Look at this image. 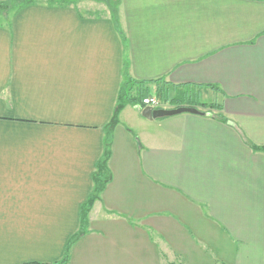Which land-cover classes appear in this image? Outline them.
<instances>
[{
    "label": "crops",
    "instance_id": "obj_1",
    "mask_svg": "<svg viewBox=\"0 0 264 264\" xmlns=\"http://www.w3.org/2000/svg\"><path fill=\"white\" fill-rule=\"evenodd\" d=\"M119 1L0 14V264H264V0Z\"/></svg>",
    "mask_w": 264,
    "mask_h": 264
},
{
    "label": "trees",
    "instance_id": "obj_2",
    "mask_svg": "<svg viewBox=\"0 0 264 264\" xmlns=\"http://www.w3.org/2000/svg\"><path fill=\"white\" fill-rule=\"evenodd\" d=\"M78 1L80 0H9L8 3H5V2L0 3V14H3V13L6 14V13H12V12L15 13L25 7L32 6L40 2H44L49 6H64V5L69 6V5H76ZM95 1L103 3L106 6V9L110 15V19L112 20L116 29H119L118 28V12H119L120 1L119 0H95ZM130 83H131V80L126 78L124 81V84L122 85V88L120 90V96L118 100V106L116 109V113L119 111L120 108H122L123 105H126V104L139 105L140 108L143 107L142 106L143 98L141 97V93H137V96H134L132 98L128 96L130 94V88H129ZM124 92L126 93L125 96H124ZM212 108L218 111H220L221 109L219 106H215V105L212 106ZM217 117L220 121L225 123V119L222 116H217ZM113 121L115 122L117 121V117L115 115L112 120V123ZM110 142H111V131H108V135L106 138V144H105L104 158L101 160V164H100V166L103 168H105L106 166ZM246 143L251 148L252 151L264 153V147L255 146L251 144L250 142H248L247 140H246ZM89 205L90 204L88 203L87 207ZM30 264H38V263H30ZM52 264H67V253H65L64 258L62 260L58 262H54Z\"/></svg>",
    "mask_w": 264,
    "mask_h": 264
},
{
    "label": "water",
    "instance_id": "obj_3",
    "mask_svg": "<svg viewBox=\"0 0 264 264\" xmlns=\"http://www.w3.org/2000/svg\"><path fill=\"white\" fill-rule=\"evenodd\" d=\"M181 114L205 116V113L200 112L196 108L187 107V106H180L173 109H157V110H152L149 107H145L141 110V116L148 120L168 118Z\"/></svg>",
    "mask_w": 264,
    "mask_h": 264
},
{
    "label": "rangeland",
    "instance_id": "obj_4",
    "mask_svg": "<svg viewBox=\"0 0 264 264\" xmlns=\"http://www.w3.org/2000/svg\"><path fill=\"white\" fill-rule=\"evenodd\" d=\"M84 1H87V4L86 5H83L84 3ZM3 2H5V3H8L9 2V0H5V1H3ZM83 3L82 4V6H85V7H87V8H96L97 9V11H99V10H104L103 9V7H105L106 8V6L103 4V3H100V2H97V1H95V0H80V1H78L77 3L79 4V3ZM0 3H2V2H0ZM99 3V4H98ZM103 6H102V5ZM104 13H105V11H104ZM110 16V15H109ZM125 92H124V96H125ZM145 95V94H144ZM146 95H148V94H146ZM129 97H134V96H137V94H135V93H133V94H129L128 95ZM128 97V98H129ZM143 99H144V97H143ZM160 102V101H159ZM161 103V102H160ZM185 103H188L187 101H185ZM206 104H203V105H198V106H196V109L197 110H200V111H205V112H212V111H215V109H213L212 108V106H214L215 104L212 102V100H209V98H208V100L205 102ZM215 106H217V105H215ZM187 107H190V106H187Z\"/></svg>",
    "mask_w": 264,
    "mask_h": 264
},
{
    "label": "built area",
    "instance_id": "obj_5",
    "mask_svg": "<svg viewBox=\"0 0 264 264\" xmlns=\"http://www.w3.org/2000/svg\"><path fill=\"white\" fill-rule=\"evenodd\" d=\"M142 108L149 107L152 110H157V109H163L162 108V103L159 102L158 99L156 98H144L142 101Z\"/></svg>",
    "mask_w": 264,
    "mask_h": 264
},
{
    "label": "bare ground",
    "instance_id": "obj_6",
    "mask_svg": "<svg viewBox=\"0 0 264 264\" xmlns=\"http://www.w3.org/2000/svg\"><path fill=\"white\" fill-rule=\"evenodd\" d=\"M142 110V109H141Z\"/></svg>",
    "mask_w": 264,
    "mask_h": 264
}]
</instances>
